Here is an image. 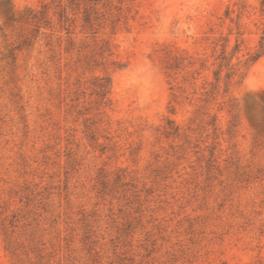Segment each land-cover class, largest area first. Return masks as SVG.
<instances>
[{
  "label": "rangeland",
  "instance_id": "1",
  "mask_svg": "<svg viewBox=\"0 0 264 264\" xmlns=\"http://www.w3.org/2000/svg\"><path fill=\"white\" fill-rule=\"evenodd\" d=\"M263 30L264 0H0V208L23 263L264 264V56L203 108L226 39L237 63Z\"/></svg>",
  "mask_w": 264,
  "mask_h": 264
},
{
  "label": "trees",
  "instance_id": "2",
  "mask_svg": "<svg viewBox=\"0 0 264 264\" xmlns=\"http://www.w3.org/2000/svg\"><path fill=\"white\" fill-rule=\"evenodd\" d=\"M121 7H118V10H121ZM86 15L84 18L85 26L89 27L90 30H94L95 28V20L98 19L99 16L94 15L97 14L98 11L94 6H89L85 10ZM97 16V17H95ZM95 17V18H94ZM115 22V21H113ZM97 31H92V33H96ZM243 33L239 32V36L236 40V44L234 45L232 51L228 52V42L229 40L226 39V43L223 45L222 53L218 56L219 63L218 67L214 70V78L215 81L212 83L211 89L207 92V97L204 99L206 105L203 108L208 109L209 104L217 98V96L221 92V81H222V73L225 69H228L226 75V82H225V92H229L230 86L232 85V78L235 75H238L239 79L238 82H241L245 75L246 70H243V67L248 68L252 63L256 62L259 58L264 56V30L260 37V41L257 47V50L253 53H249L248 57L243 61L239 58L237 63L233 62V59L240 50V46L243 43V39H241ZM112 55L111 44L109 41H104L103 45L97 50L93 48L90 53L85 55L83 62L81 65L83 66L84 70L90 69L93 70L95 66H99L104 62H99V57L106 58L107 56ZM112 64H115L117 67H121L122 64L119 61H112ZM93 93L96 94V102L99 107H106L111 104V98L109 96L111 86H112V78L111 76L106 73L105 75H96L93 77ZM231 119H230V131L231 133L235 132L237 129L239 122H240V113H239V104L235 102V99H232L231 103ZM0 231L4 236V240L6 243V249L9 251L14 264H24L21 256L16 250V247L13 244L11 239L8 225L6 222V218L3 216V211L0 208Z\"/></svg>",
  "mask_w": 264,
  "mask_h": 264
}]
</instances>
